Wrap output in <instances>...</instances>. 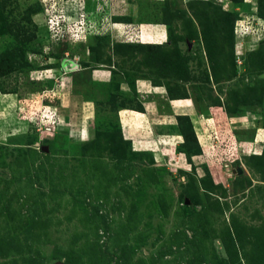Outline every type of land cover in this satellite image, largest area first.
<instances>
[{"label":"rangeland","instance_id":"obj_1","mask_svg":"<svg viewBox=\"0 0 264 264\" xmlns=\"http://www.w3.org/2000/svg\"><path fill=\"white\" fill-rule=\"evenodd\" d=\"M151 1L152 21L159 16L172 54H181L170 60L188 68L190 105L209 119V133H221L212 137L216 149L199 156H191L199 148L188 114L174 128L189 133L178 149L136 151L122 133L121 108L154 98L168 109L169 89L184 94L174 81L154 83L155 64L128 52L136 48L114 53V42L144 41L155 28L112 23V6L124 11L126 3L0 0V264H245V254L258 264L264 257V0H209L215 8L196 11L223 20L225 10L234 21L225 57H208L200 32L191 37L199 28L192 0H168L170 24L159 15L164 0ZM32 4L24 25L33 39L21 44L7 27ZM222 27L227 45L230 26ZM109 55L110 64H93ZM143 79L164 96L140 92ZM237 119L246 124L234 134L248 142L260 129L262 146L228 148ZM194 131L206 148L201 129Z\"/></svg>","mask_w":264,"mask_h":264},{"label":"crops","instance_id":"obj_2","mask_svg":"<svg viewBox=\"0 0 264 264\" xmlns=\"http://www.w3.org/2000/svg\"><path fill=\"white\" fill-rule=\"evenodd\" d=\"M92 1V0H91ZM113 1V4L117 3L115 1L118 0H108ZM122 1L123 3H126V8L121 9L117 7L112 6V23L120 25V24H133L136 25V27L142 32L145 33L147 31V26H152L154 29L152 30V34H148V36L142 35L143 38H146L144 41L140 39L137 43H143V44H150L155 47H168L167 40L168 37H166V27L165 25L162 26L161 20L159 19V16L157 17L155 15L154 20L152 21V14L150 8L152 7L153 3L151 0H119V2ZM162 1V0H161ZM139 3V6L136 3ZM148 2V6L147 3ZM166 0H164L165 4ZM165 5H162L160 9L162 8L160 15H163V7ZM127 8H129L130 11H127ZM142 9V11H141ZM85 10L88 11L89 14H91L94 19H99L98 16L94 13L92 8L89 10L85 8ZM115 16L118 17H126L128 20H118L116 21L114 19ZM139 17V19H134ZM165 23V22H164ZM167 26V25H166ZM120 29V27H119ZM148 32V31H147ZM120 42V41H117ZM135 43V42H133ZM73 64H71L72 66ZM69 66L67 65L66 68ZM142 83V85H141ZM138 86H141V89H139L140 92H143L144 94L150 95L152 93H161V96L163 93L159 91L158 89H155L153 87V83L149 79H143L139 80L137 82ZM156 85V84H155ZM164 86V85H163ZM163 86L159 85L158 88H162ZM123 88V87H122ZM152 88V89H151ZM191 98H181V99H171L167 95V103H168V109L164 106L163 108H160V106L155 102L156 100L154 98H150L148 100H143L141 105L143 106V110L139 109H130V108H121L119 111V118L121 122V128L122 133L127 138L131 145L134 147V150H140L143 149L144 151H150L152 153H156L157 149H155V146L159 147L163 144H169L168 146L174 148L181 146V144L184 142V136L178 131H174L176 122L178 121V116L181 114H188L193 123L194 127L198 129H201V133L203 135V140L206 144V148H202L201 151L204 150V152H207V150L210 149H216V140L212 139V137H218L221 133L217 130L219 128H216L213 133H209L207 129H205V124L208 122V118L201 117L199 114H195V108L190 105ZM229 118V117H228ZM233 120L236 118H229V120ZM198 124H197V123ZM214 123H218V118L216 117L214 120ZM196 124V126H195ZM246 122L243 119L231 121V129L230 132L232 133V136L227 135L228 142V148H231L232 150H235L236 148L244 149L247 147H258L260 142L263 141V139H260L262 135V130L258 129L254 135V138L249 140L248 142L245 139H239L236 134H234L233 129L236 128L235 125H245ZM216 127V124H215ZM197 133V132H196ZM216 134V136H215ZM174 137L181 138L179 140V143H170V141L173 140ZM198 141L201 145V137L199 134L197 135ZM169 141V143H167ZM214 141V143H213ZM218 145V144H217ZM164 147V145H163ZM161 147V148H163ZM165 148V147H164ZM234 148V149H233ZM178 153L183 154L182 151H178ZM203 154V152H202ZM200 154H193L192 157L199 156ZM173 158V157H172ZM178 161V160H177Z\"/></svg>","mask_w":264,"mask_h":264},{"label":"trees","instance_id":"obj_3","mask_svg":"<svg viewBox=\"0 0 264 264\" xmlns=\"http://www.w3.org/2000/svg\"><path fill=\"white\" fill-rule=\"evenodd\" d=\"M194 3H191V6L194 8V11H195V20L197 21L198 23V26L199 28H196V30H194L193 34L191 37H194L195 39V36L198 37L200 36L199 35V32L201 33L202 35V38L201 40L203 41V47L206 48V52H207V56L208 57H222L224 55L225 57V53L223 55L220 56V54L224 51H227L229 49V46L231 44V40H233V33H232V30H233V23L234 21L232 20V18H229L228 14L226 15V11L225 10H221L220 9V13L224 14V19L221 20V19H218V18H215V17H210V12H208V10H211L213 8H215L214 6V3L212 1H209V0H201L199 2H196L195 0H192ZM243 1V0H241ZM199 5H198V4ZM165 6L163 7V20L165 23L167 24H170V17H171V13L168 11V0H166ZM209 6H211L209 8ZM199 7H203V10H207L206 13H204L205 17H199L197 16L198 14L196 13V11H199ZM262 7V5H261ZM220 8V7H219ZM192 9V8H191ZM262 9V8H261ZM37 9H36V5L35 4H32L31 6L29 7H26L23 11H21V14H23L22 16V20H20L17 16H15L13 19V21L9 24L10 25V28L9 26L7 27V29L10 31V32H15L14 35L16 36V38L20 41V39L22 41L21 44H27L28 42L32 41L33 37L28 34L26 31V25H24L26 19L30 22V14L29 13H33L35 12ZM114 19L116 21L118 20H128L126 17H118V16H115ZM225 21H227V23L229 24L230 28V34H229V38H228V44L225 45L222 43V38L220 36H222V26L224 25ZM19 23V24H17ZM191 23H193L191 21ZM23 25V26H21ZM204 25L206 27H204ZM208 25H215L213 27H216V30L218 32V35L217 37H214V35L212 36V32L214 31L213 30V27L212 28H209ZM203 26V27H202ZM219 26H221V28H219ZM217 27L219 29H217ZM25 32V33H24ZM196 34V35H195ZM193 39V38H192ZM206 43V44H205ZM22 47H16L15 49L21 51ZM113 51L116 55H123L124 54V51H121L122 49H125L126 51H128V49H134L136 48V50H131V51H128L130 53L134 52L137 56L138 54H141L142 55V58H141V63L143 64H148L147 63L148 61H151L153 62V67L155 68V72L153 71L152 73V81L156 84H165L167 85V81L171 80V81H174L176 82V84H179V88L180 90H182L184 92V94L182 95H174V92H173V89H169L168 91V95H169V98L171 99H181V98H188L190 97L188 95V88L186 87L185 83H187L188 81V78L185 77L187 73V70L188 68L185 67V63H183L182 65H175L178 63V61H173V60H170L171 59V55H173V48L174 47H155L153 45H150V44H143V43H129V42H114L113 43ZM208 48V50H207ZM211 52H210V50ZM225 49V50H224ZM22 53V52H21ZM123 53V54H122ZM8 54V53H7ZM6 54V56H7ZM16 55V52H13V55ZM18 54H20L18 52ZM108 54H109V51H108ZM126 55V54H124ZM181 54L179 52H177V54L174 56L173 55V58H180ZM184 58H187V57H184ZM112 61V56L109 55V57H105V59L102 58V56L98 57L97 59V62L93 63L96 64L98 63H111ZM175 63V64H174ZM150 66V65H149ZM149 68V67H148ZM150 69V68H149ZM154 70V69H153ZM158 70V72L156 71ZM174 71H177L178 72V76H176L175 72ZM114 73H116L117 71L113 70ZM195 82V80H192ZM195 83L193 84V87H194ZM133 87H135L134 83H133ZM0 88L2 89L1 85H0ZM139 110H143V106L141 105V107L139 108ZM188 117L184 116V115H179L178 116V120L179 121H182V119H185ZM190 119V118H189ZM191 124V123H190ZM190 132H191V136L192 138L194 139V146H195V142L197 143L198 145V148H199V152L195 153V152H192L191 153V156L193 154L197 155V154H200V151H201V146L199 144V141H198V138H197V135H196V132L194 131V128L192 125H190ZM181 133L183 134L184 138H185V141L182 143L183 145L186 144V142L188 141V137H189V133H188V130L187 129H182ZM182 145V146H183ZM242 247H244L242 245ZM232 253V251L230 252V254ZM246 259V263L245 264H256L254 263L255 261L250 259V256L245 254V257ZM258 264H264V257H262L261 261H257ZM234 264V263H233Z\"/></svg>","mask_w":264,"mask_h":264},{"label":"flooded vegetation","instance_id":"obj_4","mask_svg":"<svg viewBox=\"0 0 264 264\" xmlns=\"http://www.w3.org/2000/svg\"><path fill=\"white\" fill-rule=\"evenodd\" d=\"M65 68H66V66H65ZM71 68H72V67H68V68H66L65 71H69ZM72 70H74V69L72 68Z\"/></svg>","mask_w":264,"mask_h":264},{"label":"water","instance_id":"obj_5","mask_svg":"<svg viewBox=\"0 0 264 264\" xmlns=\"http://www.w3.org/2000/svg\"><path fill=\"white\" fill-rule=\"evenodd\" d=\"M59 264H64V263H59Z\"/></svg>","mask_w":264,"mask_h":264}]
</instances>
